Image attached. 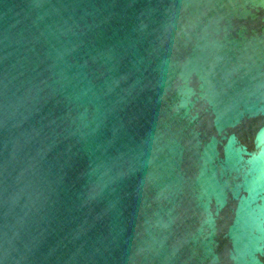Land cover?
I'll list each match as a JSON object with an SVG mask.
<instances>
[{
  "label": "water",
  "instance_id": "1",
  "mask_svg": "<svg viewBox=\"0 0 264 264\" xmlns=\"http://www.w3.org/2000/svg\"><path fill=\"white\" fill-rule=\"evenodd\" d=\"M0 264H264V0H0Z\"/></svg>",
  "mask_w": 264,
  "mask_h": 264
}]
</instances>
